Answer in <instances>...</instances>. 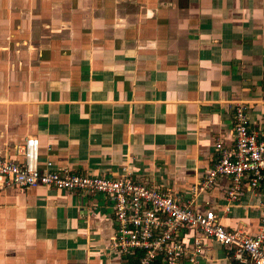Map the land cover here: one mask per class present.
I'll use <instances>...</instances> for the list:
<instances>
[{"label": "crops", "instance_id": "crops-1", "mask_svg": "<svg viewBox=\"0 0 264 264\" xmlns=\"http://www.w3.org/2000/svg\"><path fill=\"white\" fill-rule=\"evenodd\" d=\"M264 132V0H0V150L38 141V165L132 177L254 234L259 197L195 191L232 142V108ZM192 192H194L192 194ZM227 206L228 210H224ZM110 199L0 190V264H134L111 250ZM195 264H237L205 240Z\"/></svg>", "mask_w": 264, "mask_h": 264}, {"label": "built area", "instance_id": "built-area-1", "mask_svg": "<svg viewBox=\"0 0 264 264\" xmlns=\"http://www.w3.org/2000/svg\"><path fill=\"white\" fill-rule=\"evenodd\" d=\"M213 146L216 158L193 190L200 192L226 178V198L234 201L246 187L259 197L260 221L254 234L222 225L212 209L193 207L192 197L182 202L135 179L127 164H121L115 177L54 169L48 160L39 166L33 136L16 147L19 162L5 158L0 150V190L12 185L52 186L107 196L115 230L110 248L119 254L139 252L134 264H195L205 254V240L227 250L237 264H264V132L250 124L243 102L232 108V142L227 146L217 137Z\"/></svg>", "mask_w": 264, "mask_h": 264}, {"label": "trees", "instance_id": "trees-1", "mask_svg": "<svg viewBox=\"0 0 264 264\" xmlns=\"http://www.w3.org/2000/svg\"><path fill=\"white\" fill-rule=\"evenodd\" d=\"M228 252V251H227ZM139 254V252H137V251H135V253H133V254H130L132 257H133V259H134V257L136 256V255H138ZM228 255H229V252H228ZM230 259V258H229ZM230 260H232V259H230ZM233 261V260H232ZM158 263H160V261L158 260L157 261ZM157 264V263H156Z\"/></svg>", "mask_w": 264, "mask_h": 264}]
</instances>
